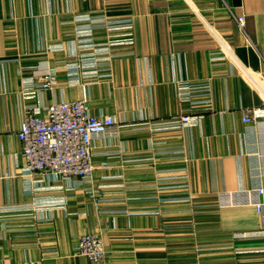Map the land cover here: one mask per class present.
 <instances>
[{"label": "crops", "instance_id": "crops-1", "mask_svg": "<svg viewBox=\"0 0 264 264\" xmlns=\"http://www.w3.org/2000/svg\"><path fill=\"white\" fill-rule=\"evenodd\" d=\"M83 16L131 22L133 46L107 62L82 51ZM51 70L52 90L21 98ZM179 82H210L205 113L178 101ZM80 99L116 122L93 144L92 183L37 174L33 184L21 172L24 115ZM263 106L264 0H0V264H92L75 254L91 233L101 264H264V238L236 237L264 230L245 205L264 190V120L243 122ZM199 114L194 128L150 129Z\"/></svg>", "mask_w": 264, "mask_h": 264}, {"label": "built area", "instance_id": "built-area-1", "mask_svg": "<svg viewBox=\"0 0 264 264\" xmlns=\"http://www.w3.org/2000/svg\"><path fill=\"white\" fill-rule=\"evenodd\" d=\"M237 21L239 25H242L244 19L240 18ZM75 22L85 24L75 30L79 47L90 49L96 57H106L105 62L109 60L113 48L133 44L132 25L129 21L115 22L103 17L94 19L90 16H83L76 17ZM95 29L106 33L107 38L104 43H93V33L96 32L93 30ZM111 39L114 40L110 41ZM94 66L93 63L91 67L94 68ZM94 74H96L95 71L88 73L86 77H95ZM38 81L37 85H33V82L26 84L22 92L23 97L32 98L36 93L51 90L57 85L53 71L43 73ZM174 87L180 103L202 106L204 110L208 109L211 95L209 82L199 84L179 82ZM197 96L205 97V99L198 100ZM202 119L201 114L180 115L152 122L150 129L155 134L180 132L196 127ZM263 120L264 106L246 111L243 118L246 124ZM115 128L116 122L113 117L102 114L92 115L85 99L48 105L45 108V115H40L38 109H32L25 114L17 133V139L22 145L20 157L24 162L21 172L33 184L43 182V179L32 180L37 174L51 177L54 180L75 178L83 183H89L94 169L93 144L98 139L112 136ZM183 179L185 180V177ZM263 195V189L248 192L245 204L253 206L261 217H264ZM260 234L264 233H240L238 237H256ZM75 254L93 264H100L104 259L102 240L95 234L81 235L75 248ZM6 264L42 263L26 261Z\"/></svg>", "mask_w": 264, "mask_h": 264}, {"label": "rangeland", "instance_id": "rangeland-1", "mask_svg": "<svg viewBox=\"0 0 264 264\" xmlns=\"http://www.w3.org/2000/svg\"><path fill=\"white\" fill-rule=\"evenodd\" d=\"M106 19V18H105ZM107 20V19H106ZM109 21V20H108ZM131 23V22H130ZM132 25V24H131ZM132 40H133V43H134V39H133V27H132ZM114 39H111L110 41H113ZM109 41V40H108ZM125 45H128V44H125ZM133 46V44L132 45H130V46H127L128 48H131ZM83 50H90V49H88V48H83L82 49V51ZM105 61V60H104ZM98 66H100V64L98 65ZM51 71H53L54 72V74H55V70H51ZM39 82V81H38ZM38 82L37 83H35L36 85L38 84ZM34 83V82H33ZM210 83V82H209ZM35 84H33V85H35ZM211 87V86H210ZM52 90V89H51ZM44 91H47V90H44ZM23 91H21V98L22 99H28V98H26V97H23V93H22ZM41 92H43V91H41ZM41 92H38V93H36L32 98H34L35 96H37L39 93H41ZM32 109H35V108H32ZM31 109V110H32ZM31 110H29V111H31ZM205 111L206 110H203V113H205ZM202 116H203V114H201ZM25 116V115H24ZM201 123V122H200ZM199 123V124H200ZM198 126V125H197ZM92 163H93V157H92ZM94 167V166H93ZM93 172H94V169H93ZM93 172H92V176H93ZM72 179V178H71ZM75 179V178H74ZM79 180V179H78ZM80 181V180H79ZM81 182V181H80ZM81 183H83V182H81ZM92 183V179L90 180V182L89 183H83V184H87V185H90ZM253 207V206H252ZM254 208V207H253ZM259 214V213H258ZM260 215V214H259ZM247 233H264V230H259V231H254V232H247ZM91 234H95V235H98V234H96V233H91ZM240 234V233H239ZM82 235H84V234H82ZM99 236V235H98ZM100 237V236H99ZM237 238H241V239H246V238H250V237H238V234H237V236H236ZM256 237H261V238H264V234H260V235H258V236H256ZM101 239V238H100ZM77 243H78V241H77ZM103 243V242H102ZM77 245V244H76ZM104 246V245H103ZM80 257V256H79ZM104 258H105V252H104ZM104 260V259H103ZM35 262H41V261H35ZM103 262V261H102ZM101 262V263H102ZM42 263V262H41ZM91 263V262H90ZM100 263V264H101ZM93 264V263H92Z\"/></svg>", "mask_w": 264, "mask_h": 264}]
</instances>
